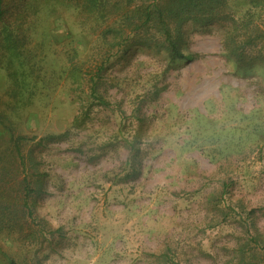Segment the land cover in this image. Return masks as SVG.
I'll use <instances>...</instances> for the list:
<instances>
[{
    "label": "rangeland",
    "instance_id": "rangeland-1",
    "mask_svg": "<svg viewBox=\"0 0 264 264\" xmlns=\"http://www.w3.org/2000/svg\"><path fill=\"white\" fill-rule=\"evenodd\" d=\"M46 24L58 43L29 47L33 92L13 105L0 70V113L26 138L23 170L0 129V264H264V69L226 55L230 23H185L190 62L156 47L108 57L62 5ZM70 35L87 45L62 47ZM73 48L83 73L105 58L107 107L90 76L61 75Z\"/></svg>",
    "mask_w": 264,
    "mask_h": 264
},
{
    "label": "trees",
    "instance_id": "trees-1",
    "mask_svg": "<svg viewBox=\"0 0 264 264\" xmlns=\"http://www.w3.org/2000/svg\"><path fill=\"white\" fill-rule=\"evenodd\" d=\"M230 3L244 12L234 17L229 13ZM73 11L78 25L88 31L86 42L96 47H108V57L116 47H156L163 51L168 61H191L192 56L180 52V29L187 22L199 24L230 23L224 40V51L232 57L238 69L252 64L264 69V17L255 21L256 13L264 10V0H0V70H3L12 87L11 103L15 105L24 92H33L37 83L39 63L29 47H55L50 25L46 24L58 5ZM57 5V6H56ZM60 41L62 47H85L76 39ZM83 38V37H82ZM73 58L67 57L68 68L60 73L78 86L88 78L89 98L97 106L107 107L101 94L105 58L90 62L89 73H83V63L78 61L79 52L71 49ZM123 56L127 49H121ZM87 69V68H86ZM264 84V78H263ZM264 91V89H263ZM87 110L74 125L83 122ZM257 128L264 137V122ZM0 129L5 130L12 144V155L25 168V156L21 146L23 136H15L14 129L0 113ZM25 182V181H23ZM224 188L225 186L222 185ZM23 206L27 208L28 185L24 186ZM8 264H16L8 260Z\"/></svg>",
    "mask_w": 264,
    "mask_h": 264
}]
</instances>
